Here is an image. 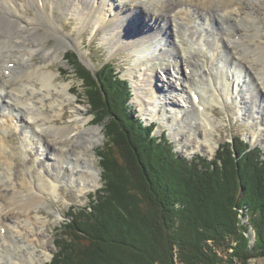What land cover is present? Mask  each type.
<instances>
[{"label": "bare ground", "instance_id": "1", "mask_svg": "<svg viewBox=\"0 0 264 264\" xmlns=\"http://www.w3.org/2000/svg\"><path fill=\"white\" fill-rule=\"evenodd\" d=\"M29 8L34 12L31 15L26 14ZM170 8L172 20L160 19L155 28L142 29L125 45L135 56L127 74L133 79L140 110L148 119L152 118L151 114H158L170 128L174 126L172 135L178 144L188 141L189 131L201 128L196 110L191 106L200 103V94L192 83L201 70L196 64L210 62L223 83L217 78L214 81L210 74L203 76L213 87L222 84L225 98L241 92L243 98H238L236 103L248 106L249 114L245 118L257 119L259 110L254 108L258 100L264 103V26H260L264 0H0V249H8L9 239L15 233L23 235V227L29 223V231L25 233L26 254L22 255L21 262L32 264L36 259L48 258L47 249L35 253L39 234L33 226L40 220L37 215L40 210L53 211L47 195L57 196L63 176L67 184H75L81 192L99 186L98 169L87 152L100 140V127L88 125L90 119L85 116L83 104L69 107L70 111L64 114L62 103L75 96L70 92V84L57 82L55 72L49 67L62 57L60 47L46 45L49 34L71 45L75 43L70 34L62 31L57 12L72 15L82 25L90 23L93 30L102 27V39L115 47L126 31L124 25L129 26L142 15L151 21L157 20L156 15L165 16ZM202 13L203 18L199 17ZM215 18L221 19L218 28L211 25ZM197 19L203 25L196 26ZM43 22H46L44 32L39 31ZM238 22L253 25L256 34L251 38ZM191 26L196 28L191 31ZM167 28L172 29L174 40L181 46L177 47ZM237 41L251 53L242 52L241 59L233 57L237 55ZM225 45L231 51L226 49L218 56L219 48ZM34 55H38V60H33ZM153 56L158 62L149 66ZM223 58L227 64L231 63L230 67L221 63ZM158 67L161 68L157 74L165 68L169 74L172 67L177 75H183L182 82L178 78L171 82L168 75L154 95ZM173 83L186 86V94L176 93L177 98L164 92V89L174 92ZM203 111L202 120L211 123L212 130V111ZM184 112L187 116L177 120ZM10 130H20L23 135L25 155L38 148L36 172L22 169L17 180L14 159L7 154L9 145L5 135ZM67 136L70 140H66ZM211 138L205 135L204 143L209 144ZM30 211L35 213L33 218L29 216Z\"/></svg>", "mask_w": 264, "mask_h": 264}, {"label": "trees", "instance_id": "2", "mask_svg": "<svg viewBox=\"0 0 264 264\" xmlns=\"http://www.w3.org/2000/svg\"><path fill=\"white\" fill-rule=\"evenodd\" d=\"M65 59L78 67L93 122L103 128L102 184L87 205L71 207L49 264L264 258V151L234 136L212 157L179 155L164 133L153 134L156 123L144 124L132 109L129 81L114 63L91 71L74 51Z\"/></svg>", "mask_w": 264, "mask_h": 264}, {"label": "rangeland", "instance_id": "3", "mask_svg": "<svg viewBox=\"0 0 264 264\" xmlns=\"http://www.w3.org/2000/svg\"><path fill=\"white\" fill-rule=\"evenodd\" d=\"M172 10L170 8V10L167 11L168 14L165 16L155 14L158 19L154 21H151L150 17H142V15L140 18H136L129 26L124 25L126 31H124L123 37H120L118 39V44L115 47H113L109 42H105L102 39L104 35L102 27L93 30L92 24L89 23L87 25H82L79 23L78 19L74 18L72 15L57 12V20L60 24L63 25L62 31L70 34V36L73 37V39L75 40V43L71 45L67 41H61L56 36L49 34V38L46 42V45L49 47H60L59 52L62 54V57L59 60H56L49 67L55 72V78L57 82L62 81L68 82L70 84V92L75 96V99L70 98L66 102L62 103L65 106L64 114H66L67 111H70L69 107L83 104L86 108L85 116L90 119L88 125L100 127V140L87 152V155L92 156V158L89 159L92 160L95 168L98 169L96 175L99 176L100 180L99 186L97 188H99L102 184L101 166L99 162L100 156L98 155L97 151L103 148L105 142L103 128L101 125L93 122V115L90 111V107L87 103V98L84 94V84L81 78L78 76V67L69 64L65 59V54L69 51H74L77 54L80 63H82L91 71H95L98 65L103 61L110 60L112 63H114L117 70L120 71V77L125 78L129 81V86L131 89V97L129 99V103L131 104L132 109L136 112L139 117H141L144 124H149L151 122L156 123V126L153 130V134H155L156 136H160L162 133H164L168 141L172 144L173 150L177 151L179 155H183L188 158L196 154L212 157L219 144L228 141H233L234 136L243 138L249 143L250 146H258L262 149V151H264V103L258 100L256 107L254 108L256 110H259L257 114V119H255V117L245 118L249 114L248 106L246 104L240 103L239 101L237 102L238 104L236 103L238 98H243L242 93L240 92L239 95L234 94L229 96L228 98H225L224 94L221 92L224 89L223 85L221 84V86L219 85L213 87L212 84H210L209 80L203 76L204 73L210 74L214 81L217 78L221 83H223V80L219 79L217 71L214 69L210 62H207L203 65L200 63L196 64V66L201 70L199 72L198 77H195L192 83L195 91L200 94V103L199 106L195 103L191 104V106H193L196 110V116L198 121L200 122L201 128H192L189 131L190 137L188 141H186L185 143L178 144L177 138L172 135L174 126H171L172 128H170L168 124H165L160 119V116L158 114H151L152 118L148 119L147 115L140 110V104L137 103L136 94L133 90V79H131L130 76L127 74V71L132 68V63L135 59V56L134 53L127 49L128 47L125 45L134 36L140 33L142 29H149L150 26L151 28H155L160 19L166 17L172 20V13L170 12ZM33 13L34 12L32 8H29L26 11L27 15H31ZM203 14L204 13H202L199 17L202 16L203 18ZM147 16L150 15L148 14ZM219 20L221 19H213L211 23L212 27H220ZM215 21L216 23H214ZM197 22L198 23L195 24L196 26L203 25L198 19ZM42 24L43 25L39 27V31L44 32L46 22H43ZM236 24L240 27L247 29L248 34L251 38L256 34L253 25L240 22ZM196 26H191V31H193ZM260 26H264V17H262V24L260 23ZM167 29L169 35H172L173 38L172 29L171 31L169 30V28ZM192 36L193 38H195L196 34H192ZM173 41L175 42L177 47L181 46L179 43L176 42V40H174V38ZM206 46L207 48H210L208 44H206ZM223 47L224 48H219L218 50V56L220 57L226 49H229L231 51V48L229 46L225 45ZM242 52L251 53L248 49L242 46L241 41H237V55L233 57L241 59ZM215 53L217 52L214 51V54ZM202 59L204 60L205 58L203 57ZM33 60H38V55H34ZM151 60L152 61L150 62L149 66L158 62L154 56L151 58ZM221 63H223L225 67H230L231 65V63L227 64L224 61V58L222 59ZM160 68L161 67L157 68L155 72L156 74L158 73L157 71ZM173 74H175V77ZM157 75H159V78H157L154 82V95L155 93H157L159 86L161 87L167 81L168 75L171 82H174V80L177 78L179 79V82H182L183 80V75H177L172 67L169 69V74L168 70L165 68L161 70ZM173 86L175 90L174 92L170 93L165 89L164 92H166L171 97H174L176 93H180V95L183 96L186 94V86H176L175 83H173ZM261 89H263L262 86ZM245 91L249 92L248 88H246ZM55 95H58V93H56ZM159 97H162V95H159ZM176 97L179 98V95H176ZM213 97H215V100ZM200 105L204 107L203 110L205 109L212 111V115L214 117V126L212 130L211 123H208L206 121L204 122L202 120V118L204 117V111L200 109ZM210 105L212 106L210 107ZM243 105H246L245 108H243ZM186 116L187 112H184L176 118L177 120H180L185 118ZM253 116H256V114ZM188 117L192 118V115ZM191 121L194 122V120L192 119ZM67 123H69V121H67ZM20 134V130H10L5 135L6 141L9 145V150L7 154L9 157L14 159V169H17V172H15L14 174L15 180L20 177V171L22 169L30 168L33 172H36L37 169V155L35 152L38 150V148L28 151V154L25 155L23 153L24 148L22 146V141L24 140V137L22 134ZM205 135H209V137H212L209 141V144L204 143L203 141ZM66 140H70L69 136L66 137ZM64 180L65 183H62V181ZM97 188H87L83 192H81L79 190V187H77L73 183L67 184L66 177H62L61 183L59 184L57 196L54 198H50L47 195L46 198L47 201L50 203V207L51 209H53V211H50L49 209L40 210L39 214H37L40 216V220H38L37 223L33 225L37 229V232L39 234L38 239L35 240V253L40 254L42 250L47 249L48 258H40V260L36 259L32 264H49L55 252V239L59 237L62 225H64V223L66 222L68 218L67 215L69 214L71 207H83L87 205L90 200V196L88 195L94 192ZM15 205L11 207L14 208ZM57 213L60 214L59 217L57 216ZM34 215L35 213L33 211L29 212L30 217L33 218ZM245 217L247 219V216L245 215L242 217L243 223H247ZM30 226L31 225L29 223H26V225L23 227V235H18L15 233L13 238L9 239L11 240V245L8 249H6L5 251L3 249L4 247L0 249V264H24L21 261L23 260L22 255L26 254L25 247L27 246V242L25 239V233L29 231L28 227ZM247 235L249 237V246L252 247L254 244V235L252 242H250V236L248 231ZM219 251L221 253H224L222 252V250ZM232 264L240 263L237 260H234ZM246 264H264V258L254 257L249 259Z\"/></svg>", "mask_w": 264, "mask_h": 264}, {"label": "water", "instance_id": "4", "mask_svg": "<svg viewBox=\"0 0 264 264\" xmlns=\"http://www.w3.org/2000/svg\"><path fill=\"white\" fill-rule=\"evenodd\" d=\"M245 220L247 221V219H246V217H245ZM253 229L249 226L248 227V233H249V236H250V242H252L253 241Z\"/></svg>", "mask_w": 264, "mask_h": 264}]
</instances>
